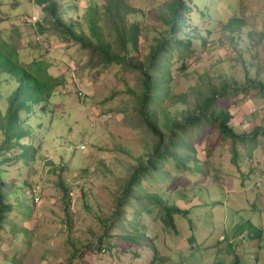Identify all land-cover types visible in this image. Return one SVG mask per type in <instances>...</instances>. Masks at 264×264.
Returning <instances> with one entry per match:
<instances>
[{"label": "rangeland", "instance_id": "rangeland-1", "mask_svg": "<svg viewBox=\"0 0 264 264\" xmlns=\"http://www.w3.org/2000/svg\"><path fill=\"white\" fill-rule=\"evenodd\" d=\"M50 1L60 5V19L77 22L86 36L89 18L97 14L101 33L116 47L106 22L109 0ZM121 1L132 10L121 12L127 25L138 26L131 61L143 60L158 40L169 41L157 58V72L105 67L97 54L56 31L48 23L52 16L35 0H0L1 48L12 50L26 68L42 61L51 75L63 79L44 110L35 106L22 116L30 135L20 143L35 149L34 157L2 166L1 180L14 191L11 201L17 204L0 229V264H233L235 258L239 264H264V137L253 148L236 143L234 159L232 142L204 118L199 126L175 128L181 143L172 158L164 152L163 129L166 120L182 123L195 116L214 91L210 111L226 108L236 132L264 127V99L245 81L264 82V0H186V27L176 35H167L162 22L171 0ZM36 17L40 20H31ZM38 22L43 33L34 26ZM187 39L190 49L180 44ZM166 70L170 79L149 92L151 104L141 114L142 80L166 79ZM233 82L235 89L246 86L245 92L235 93ZM15 86L0 75L2 113ZM147 119L162 129L158 152L157 137L143 122ZM252 150L256 153L249 158ZM19 152L16 148L7 157ZM136 167L142 170L141 184L124 198ZM146 194L188 210L186 216H173L176 233L158 216L150 218L154 209L142 212L155 205L138 198ZM144 233L157 248L154 259L151 249L138 248L140 242L147 245ZM137 251L142 258L134 261Z\"/></svg>", "mask_w": 264, "mask_h": 264}, {"label": "trees", "instance_id": "trees-1", "mask_svg": "<svg viewBox=\"0 0 264 264\" xmlns=\"http://www.w3.org/2000/svg\"><path fill=\"white\" fill-rule=\"evenodd\" d=\"M35 1L39 6L42 7L45 13L52 16V20L48 21V23L53 25L56 31H58L66 39L72 40L73 42L81 45L82 48L89 49L94 54H97L103 66L105 67L109 66L110 64L127 66L139 71L143 75L145 71L157 72L156 66L159 53L168 50V47L170 45L167 39L158 40L157 45L151 47V53L147 54L143 60L131 61L130 54L133 50L136 51L137 49L138 26L135 23L127 25L125 14H122L121 12L124 11L126 14H129L132 13V10L127 8V6L121 0H109L107 1L108 5L105 8L106 22L108 24V27L114 32L115 41L117 43L116 47L113 42L107 41L104 35L101 33L99 27L96 24L97 22L101 21L97 14L94 13V16L89 18L90 36H86L85 33L80 30V25L77 22L73 23V21H70L69 23H65L62 19H60V5L50 0ZM165 8L166 11L162 14V22L164 25L168 26L166 34L176 35L182 28L186 27V19L184 15L187 11H189V7L186 3V0H171L168 4L165 5ZM88 10L90 11V8ZM35 25H38L40 33H43V29L39 22ZM187 29H189V27H187ZM176 42L179 43V41ZM180 44L184 49H190L191 41L190 39L183 40ZM1 45L2 44H0V75H5L10 78L16 86L6 99L7 107L4 113H2L0 109V229L2 228L3 222L5 221L6 213L11 210L14 204H17L16 201H11L10 194L14 196V191L10 190V187H8L7 184H5L1 180V174L3 172L2 166L19 159L29 160L30 158L34 157L35 153V149H33L30 145L26 146L20 143V140L29 138L30 135V131H28L27 128L24 127L22 116L28 117V115L31 114L34 110L35 106H41L44 110L49 104L50 98L55 92V88L58 86H62L63 83V79L61 77H55L48 72V66L42 61H33L26 68L16 60L15 54L12 50L9 53L7 52L8 50H3L1 48ZM165 73L167 77L166 79H160L159 77L151 76L150 79L144 78L142 80L144 91L138 102L140 106V108L138 107V109L141 114H143L142 111L148 108L151 104L152 97H150L149 92L153 89L158 91L161 83L164 80L170 79L169 71L166 70ZM245 81L247 84L246 86H249L252 89L256 90L257 93H259V95L262 97V99H264V82L248 78H246ZM235 87L236 83L233 82L232 89L234 90ZM245 87L240 89L236 88L235 93L242 91L245 92ZM227 88V85H224L222 87L223 90H226ZM215 95L216 92L214 91L211 96L206 97L204 99V102L197 106V113L195 112V116L185 117V120L182 121V123H179L181 121L177 120L173 121V123H170L167 120L164 121L163 129L167 132L166 136L168 137L166 138L168 140L165 144V148L167 150H165L164 152L167 151L168 154L175 155L171 156L172 158H175L176 152H174L173 150H177L176 148H178L179 143H181V141L179 140L180 134L177 133L176 130H181L182 128H184V125L186 123H190L193 126H199L204 118L209 122H213L217 127L219 133L224 138H228L232 142L234 159L236 158L237 151V149L234 147L236 143H238L239 146L245 144L243 145L245 149L246 145H249L253 148L256 147L257 144H259L256 143V140L259 136L264 137V127L262 128V126H257L250 134L236 132L234 127L231 125L233 115H231L226 108H219L217 110L210 111L212 104H214L215 102ZM148 120L149 119L144 120L143 122L147 125L151 133L154 134L155 137H157L158 148L156 149V152H158L160 151L159 147L164 143V138L162 137L163 133L161 131L162 129L159 130L157 125L152 122H148ZM262 122H264V120H262ZM168 128H173V130L169 131ZM175 128L177 129L175 130ZM174 137H176V139ZM174 142L175 144L172 145V143ZM182 143L189 148L192 147L190 144L187 145V142ZM171 145L173 146V148L170 150L167 147ZM16 148H19V154L15 155L14 157L8 158V153ZM190 150L193 154L192 149ZM155 155L157 156V154ZM167 158H170V156H168ZM194 159L196 161H199L197 157H195ZM146 160L148 161V163H151V158H146ZM189 160H192L191 156L189 157ZM176 167L181 168L179 164H177ZM139 171L142 170L136 167V169L133 170L131 174H129L126 186L122 191V195L124 196V198H127L129 193L134 191L135 188L141 184L142 179H140L141 177L138 173ZM261 181L263 180L261 179ZM144 197L150 200H154L155 205H149L148 207L144 208L142 212L144 213L146 211V214L149 215V213L154 209L155 214H151L150 218L158 216V220H160L161 223H163L166 227H170L176 233L177 230L174 224L173 216L176 214L186 216L189 213L188 210L182 209L177 205H168L167 203L165 204L163 199H161L159 195L146 194L143 196H139L138 198L142 199ZM7 198L10 200V202L4 203V200H7ZM160 211L164 214L163 217H160ZM132 215H134V213ZM255 235L256 237L258 236L257 234ZM231 236L232 238L229 241V244L232 245L234 242L233 234H231ZM141 237L142 239L147 240V245L143 241L138 243V248L151 249L154 259L157 254V248L154 246L153 241L149 240V238L146 237L145 233L142 234ZM120 239H128L126 241H129V238L125 237H120ZM148 241L150 242V244ZM220 241L225 242L227 240L226 238L222 237ZM192 242L193 240L191 238V245ZM138 252L139 251H137V255H135V258L141 257ZM151 263L152 262H150V264ZM233 264H239V260L235 258Z\"/></svg>", "mask_w": 264, "mask_h": 264}, {"label": "built area", "instance_id": "built-area-1", "mask_svg": "<svg viewBox=\"0 0 264 264\" xmlns=\"http://www.w3.org/2000/svg\"><path fill=\"white\" fill-rule=\"evenodd\" d=\"M31 20L35 22L36 20H39V18L36 17L35 19H31ZM34 25H35V24H34ZM37 41H42V39H41L40 36H38ZM83 148H84V147H81V149H83ZM38 197H39V192L34 191V200L37 201ZM102 252H104V250H102Z\"/></svg>", "mask_w": 264, "mask_h": 264}, {"label": "crops", "instance_id": "crops-1", "mask_svg": "<svg viewBox=\"0 0 264 264\" xmlns=\"http://www.w3.org/2000/svg\"><path fill=\"white\" fill-rule=\"evenodd\" d=\"M238 115V114H237ZM234 127V126H233ZM255 153H256V151H254V150H252L251 151V153L248 155V156H250L249 158H251L253 155H255ZM253 154V155H252ZM264 156V155H263ZM252 161V160H251ZM252 166H256V164H251V168H252ZM255 170H257V169H255ZM251 171V170H250ZM259 173V172H258ZM146 237H147V235H146ZM164 245V244H163ZM142 258V255H141V257L140 258H135L134 259V261H136V260H138V259H141ZM221 264V263H220Z\"/></svg>", "mask_w": 264, "mask_h": 264}]
</instances>
